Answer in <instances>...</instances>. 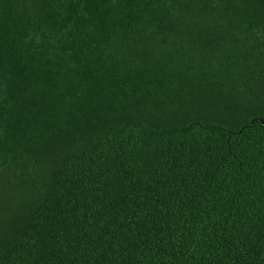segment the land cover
Returning <instances> with one entry per match:
<instances>
[{"label": "trees", "instance_id": "1", "mask_svg": "<svg viewBox=\"0 0 264 264\" xmlns=\"http://www.w3.org/2000/svg\"><path fill=\"white\" fill-rule=\"evenodd\" d=\"M0 264H264V0H0Z\"/></svg>", "mask_w": 264, "mask_h": 264}]
</instances>
